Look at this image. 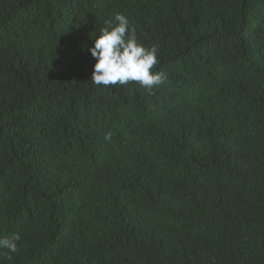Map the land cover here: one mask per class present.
Here are the masks:
<instances>
[{"label":"trees","instance_id":"1","mask_svg":"<svg viewBox=\"0 0 264 264\" xmlns=\"http://www.w3.org/2000/svg\"><path fill=\"white\" fill-rule=\"evenodd\" d=\"M116 13L158 48L151 93L90 80ZM12 233L0 264H264V0H0Z\"/></svg>","mask_w":264,"mask_h":264},{"label":"clouds","instance_id":"2","mask_svg":"<svg viewBox=\"0 0 264 264\" xmlns=\"http://www.w3.org/2000/svg\"><path fill=\"white\" fill-rule=\"evenodd\" d=\"M114 20L117 22L115 25L112 20L106 22V27L101 28L92 46L87 48L95 61L90 80L94 85L104 87L137 82L151 93L154 86L165 80L161 73L152 71L159 63L157 46L146 48L139 43L135 29L125 15L116 13ZM104 138L110 141L111 132ZM20 240L19 233L0 239V248L7 249L8 259H11V253L18 251Z\"/></svg>","mask_w":264,"mask_h":264}]
</instances>
